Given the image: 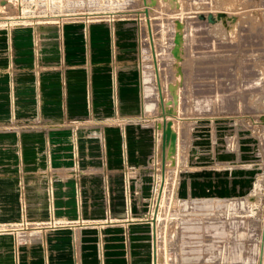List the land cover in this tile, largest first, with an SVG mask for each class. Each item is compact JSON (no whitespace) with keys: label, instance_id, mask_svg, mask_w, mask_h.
<instances>
[{"label":"rangeland","instance_id":"1","mask_svg":"<svg viewBox=\"0 0 264 264\" xmlns=\"http://www.w3.org/2000/svg\"><path fill=\"white\" fill-rule=\"evenodd\" d=\"M1 58L0 255L263 264L264 0H0ZM159 85L178 135L165 170Z\"/></svg>","mask_w":264,"mask_h":264},{"label":"crops","instance_id":"2","mask_svg":"<svg viewBox=\"0 0 264 264\" xmlns=\"http://www.w3.org/2000/svg\"><path fill=\"white\" fill-rule=\"evenodd\" d=\"M16 35H20L21 37V42L19 44L20 46V49H15L16 47V44H17V41L13 43V48H14V52H15V60L17 62V69L20 67V65H24V64H30L31 63V56H32V40H31V37H30V34L29 32H16L15 33ZM72 43L75 45V49L77 48V37H73L72 39ZM79 47V46H78ZM46 43H45V46H44V50L46 52ZM47 54V52H46ZM47 59V57H46ZM46 59L44 61H46ZM100 67H98V70L97 72H101L100 70ZM87 73H92V71L89 69L87 70ZM44 74L46 75V80H50V77H52L53 75L52 74H49L48 72H44ZM18 75L20 76V81L17 82V77H15V81H16V88L17 90H19V100L21 102V100H23V93H22V90L24 89V87L26 88H30L29 86H27L26 84H32L33 83V79L32 78H27L25 79L21 72L18 73ZM73 76L74 77V81L72 83H70L69 81L67 82V84L69 85L68 88H67V91H69V94L71 93V89L72 91H74V96L75 94L79 91L81 94H82V87H83V81L82 79L78 78L76 76V73H71L70 75H68L66 78L67 80L69 79L70 76ZM90 81V79H89ZM88 81V82H89ZM51 82L50 81H47L46 82V89H45V95L47 96L48 93V90L52 89L53 87L51 85H49ZM87 83V82H86ZM78 92V93H79ZM71 95V94H70ZM49 96V95H48ZM117 134H116V131H112L111 133V136L109 138V145L111 147V152H115V144H117ZM25 152L26 149H25ZM38 229H35L34 231H37ZM37 233V232H36ZM8 255H10L9 258H5L3 257L2 255H0V264H30L29 262L31 261H34L35 264H41L42 260H26L24 258H20L18 262L14 261L13 258L11 257V253L8 252Z\"/></svg>","mask_w":264,"mask_h":264},{"label":"bare ground","instance_id":"3","mask_svg":"<svg viewBox=\"0 0 264 264\" xmlns=\"http://www.w3.org/2000/svg\"><path fill=\"white\" fill-rule=\"evenodd\" d=\"M219 20V19H218ZM2 23V22H1ZM2 25H3V23H2ZM1 25V26H2ZM5 25V24H4ZM77 26L76 25H74V24H72V25H70V26H68L67 27V33L69 34V36H71V37H74V28H76ZM87 27V26H86ZM86 27H85V29H86ZM87 31V30H86ZM10 36V35H9ZM10 41V40H9ZM11 58V57H10ZM6 62V63H5ZM8 61H6L5 59H3V58H1L0 59V63L1 64H4V65H6L8 68H9V65H10V61L7 63ZM11 69V68H10ZM40 73V72H39ZM43 78H45V77H43ZM90 91V90H89ZM72 92V91H71ZM149 104V103H148ZM152 105V104H151ZM150 105V107H152ZM176 129V128H175ZM175 129H174V126H173V130H174V132H176L175 131ZM177 133V132H176ZM163 134V133H162ZM177 137H178V135H177ZM162 141V140H161ZM162 143H163V141H162ZM161 144V143H160ZM171 144L170 143H168L167 144V146L165 147V150L163 149V146H162V152H161V154L160 155H162V159H163V165H164V170L166 169V166L171 162ZM159 159V158H158ZM161 163V162H160ZM160 166H162V165H160ZM169 166V165H168ZM175 168V167H174ZM160 170V169H159ZM162 171V170H161ZM168 174H166V176H167ZM163 176V175H162ZM165 179H167V178H165ZM163 181V180H162ZM164 181H166V180H164ZM164 181L162 182L163 184L161 185V191H159L160 192V195H159V201H158V204H157V207L156 208H154L153 209V211L151 212V214L153 215V217H150V219H153L154 220V222H153V225L156 227L155 229H157V226H158V224H159V221H160V219H161V213H160V205H161V202H162V199H163V197H164V191L166 190L165 189V187H164ZM165 189V190H164ZM158 192V193H159ZM162 220V219H161ZM150 221V220H149ZM152 222V221H151ZM10 224V223H9ZM11 225V224H10ZM52 226H55L54 224L52 225ZM57 226V225H56ZM43 227V226H42ZM153 227V226H152ZM17 228V227H16ZM26 228V227H25ZM165 228V227H164ZM8 229V228H7ZM15 229V228H14ZM19 229V228H18ZM35 229H38L37 231H34V230H32V233H36V232H38V231H40L39 230V228L37 227V228H35ZM3 229H0V231H2ZM10 230V229H9ZM19 230H21V228L19 229ZM3 231H5V230H3ZM6 232V231H5ZM13 232H15V231H13ZM17 232H19V231H17ZM21 232H23V231H21ZM156 232H157V230H156ZM20 233V232H19ZM39 233V232H38ZM156 234V233H155ZM16 235V234H15ZM23 235V233L20 235V236H22ZM19 237V236H18ZM19 239V238H18ZM44 239V238H43ZM18 242V241H17ZM21 243V242H20ZM2 255V254H1ZM47 264V263H46Z\"/></svg>","mask_w":264,"mask_h":264},{"label":"water","instance_id":"4","mask_svg":"<svg viewBox=\"0 0 264 264\" xmlns=\"http://www.w3.org/2000/svg\"><path fill=\"white\" fill-rule=\"evenodd\" d=\"M144 2H146V0H144ZM159 91H160V103L163 109V116H164V123L160 125V127H162L163 130V149L165 150V147L167 146L168 143L171 144V147H173L172 151H175V147H176V141H177V133L174 132L173 130V122L172 120H168L167 119V112L164 109V97L162 94V88L159 85ZM154 222V221H153ZM263 264H264V258H263Z\"/></svg>","mask_w":264,"mask_h":264}]
</instances>
